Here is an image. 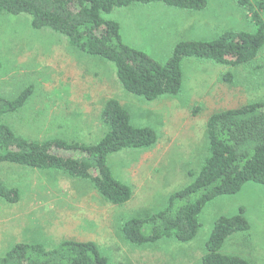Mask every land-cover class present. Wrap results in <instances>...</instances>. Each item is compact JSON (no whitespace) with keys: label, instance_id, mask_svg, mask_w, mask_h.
Returning a JSON list of instances; mask_svg holds the SVG:
<instances>
[{"label":"rangeland","instance_id":"374dc122","mask_svg":"<svg viewBox=\"0 0 264 264\" xmlns=\"http://www.w3.org/2000/svg\"><path fill=\"white\" fill-rule=\"evenodd\" d=\"M206 3L203 10L192 12L162 4H132L115 8L103 18L118 23L122 42L159 63L169 59L180 41H209L225 32H252L238 0ZM262 57L235 67L185 58L179 94L147 101L122 88L113 63L82 53L59 33L31 28L26 14H2L0 97L14 99L29 87L32 93L19 112L5 115L1 123L30 140L60 138L94 144L107 131L101 121L103 106L108 99H116L129 112L133 126L149 128L157 137L149 150L124 149L108 156L114 177L132 189L131 199L121 206L105 202L81 179L0 166V180L20 194L11 215L21 218V240L48 249L63 240L92 241L109 264H199L214 221L242 208L249 230L230 236L220 252L250 264H264L261 184L247 183L238 193L207 204L199 216L195 238L187 243L165 239L137 247L119 231L131 218L159 212L170 194L192 182L191 173L198 172L208 153L205 130L211 114L264 102ZM226 73L232 75V83L224 81Z\"/></svg>","mask_w":264,"mask_h":264},{"label":"trees","instance_id":"16d2710c","mask_svg":"<svg viewBox=\"0 0 264 264\" xmlns=\"http://www.w3.org/2000/svg\"><path fill=\"white\" fill-rule=\"evenodd\" d=\"M238 1L252 32L231 31L209 41H180L165 63L122 42L118 23L104 19L103 14L132 4L154 3L181 11H200L206 7V0H0V16L28 15L31 28L59 33L82 53L113 63L127 93L153 101L179 94L185 58L229 67L248 64L261 54L264 59V0ZM232 78L230 73L224 75L227 83H232ZM31 93L29 87L14 99L0 97V166L53 171L89 182L107 203L121 206L128 202L132 189L114 177L107 158L124 149L153 148L157 142L153 130L133 126L129 112L116 99H108L101 111L107 131L97 143L26 139L1 119L19 112ZM205 136L208 153L198 172L191 173L192 182L170 194L159 212L123 222L119 231L128 243L141 247L165 239L190 242L199 230V216L207 204L217 197L238 193L247 183L264 185V102L211 114ZM0 199L15 204L20 194L0 180ZM248 230L242 208L237 214L216 219L199 264H250L239 256L220 252L230 236ZM0 264L109 263L96 243L63 240L51 249L41 244H15L0 257Z\"/></svg>","mask_w":264,"mask_h":264},{"label":"crops","instance_id":"0c3cea01","mask_svg":"<svg viewBox=\"0 0 264 264\" xmlns=\"http://www.w3.org/2000/svg\"><path fill=\"white\" fill-rule=\"evenodd\" d=\"M154 4H161V3H154ZM17 203L9 204L0 199V254L2 253L5 254L6 252L4 251H6L7 247L10 245L14 246L15 244L24 243L20 238V233L22 232V226H23L21 218L19 216L11 215V213L15 212ZM14 220H16V223H13ZM7 221H11L13 223V226L5 225ZM6 235L10 236V239L8 241L6 239Z\"/></svg>","mask_w":264,"mask_h":264}]
</instances>
